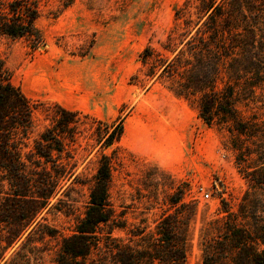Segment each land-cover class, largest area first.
Masks as SVG:
<instances>
[{
  "label": "rangeland",
  "instance_id": "obj_1",
  "mask_svg": "<svg viewBox=\"0 0 264 264\" xmlns=\"http://www.w3.org/2000/svg\"><path fill=\"white\" fill-rule=\"evenodd\" d=\"M194 0H42L37 27L44 44L0 38V59L12 83L27 96L33 129L28 146L54 122L57 106L78 111L75 142L65 140L64 168L69 175L26 231L3 253L0 264H55L62 240L84 217L89 191L104 152L113 161L110 198L116 210L113 237L143 246L155 234L171 202L195 208L187 242V263L203 264L204 230L222 217L223 202L233 211L248 189L243 172L254 163L251 143L240 152L231 135L206 125L197 112L164 85H133L139 55L159 42L175 24V9ZM247 114L264 113V92ZM264 119V117H262ZM123 121L121 140L104 149L98 132ZM118 149V152L114 150ZM248 152V153H247ZM248 154V155H247ZM67 164V165H66ZM74 166V168H73ZM206 194L209 195L206 198ZM0 253L8 235L0 225ZM105 227V232L110 231ZM215 237L217 231H210Z\"/></svg>",
  "mask_w": 264,
  "mask_h": 264
},
{
  "label": "trees",
  "instance_id": "obj_2",
  "mask_svg": "<svg viewBox=\"0 0 264 264\" xmlns=\"http://www.w3.org/2000/svg\"><path fill=\"white\" fill-rule=\"evenodd\" d=\"M41 1L0 0V38L25 39L34 49L42 46L37 27ZM73 2L63 0L66 8ZM194 2L175 9V24L159 48L150 42L144 47L131 83L146 88L160 83L184 99L206 125L225 129L237 164L243 147L247 150L242 145L254 146L247 153L256 159L243 172L248 189L237 210L223 202L224 215L205 227L203 264H264V113H246L259 102L258 92H264V0ZM11 78L0 59V225L8 232L0 261L69 175L63 163L65 140L75 142L80 123L78 111L57 106L51 127L25 152L33 107ZM106 129L98 132L104 149L121 140L123 121ZM114 160L121 162L118 154H101L84 217L63 238L55 264H186L195 208L177 207L180 198L171 202L175 212L161 217L143 246L113 237L115 228H123L109 191ZM213 230L215 237L209 234Z\"/></svg>",
  "mask_w": 264,
  "mask_h": 264
},
{
  "label": "built area",
  "instance_id": "obj_3",
  "mask_svg": "<svg viewBox=\"0 0 264 264\" xmlns=\"http://www.w3.org/2000/svg\"><path fill=\"white\" fill-rule=\"evenodd\" d=\"M205 196H206V198H208V197H209V195H208V194H206Z\"/></svg>",
  "mask_w": 264,
  "mask_h": 264
}]
</instances>
